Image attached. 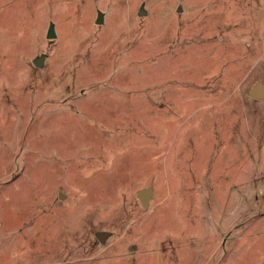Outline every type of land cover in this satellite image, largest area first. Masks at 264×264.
Returning a JSON list of instances; mask_svg holds the SVG:
<instances>
[{"label": "rangeland", "instance_id": "rangeland-1", "mask_svg": "<svg viewBox=\"0 0 264 264\" xmlns=\"http://www.w3.org/2000/svg\"><path fill=\"white\" fill-rule=\"evenodd\" d=\"M257 83L264 0H0V264H264Z\"/></svg>", "mask_w": 264, "mask_h": 264}, {"label": "water", "instance_id": "water-1", "mask_svg": "<svg viewBox=\"0 0 264 264\" xmlns=\"http://www.w3.org/2000/svg\"><path fill=\"white\" fill-rule=\"evenodd\" d=\"M143 11L140 10L139 11V15L142 16L143 15ZM102 17L103 14L101 12L97 13V18L95 23L96 24H101L102 23ZM46 38L51 41L52 39L55 38V32H54V26L53 24H49L47 32H46ZM43 59H44V55H41L37 58H35L32 63L36 66V67H41L43 64ZM248 95L251 98L254 99H258V100H262L264 99V86L261 83H257L255 84L249 91H248ZM137 198L139 200V202L141 203L143 208H147L149 205V199L151 197V188H145V189H140L136 192ZM60 196H62L60 194ZM106 233L105 232H100V233H96L95 234V238L99 241V242H103L105 239Z\"/></svg>", "mask_w": 264, "mask_h": 264}]
</instances>
